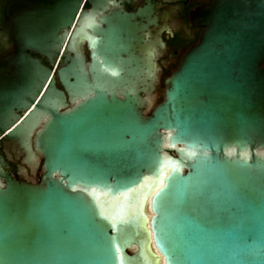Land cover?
Wrapping results in <instances>:
<instances>
[{
    "label": "water",
    "instance_id": "water-1",
    "mask_svg": "<svg viewBox=\"0 0 264 264\" xmlns=\"http://www.w3.org/2000/svg\"><path fill=\"white\" fill-rule=\"evenodd\" d=\"M88 1L5 6L0 137L41 177L0 154V264H264V0L197 10L157 103L167 17Z\"/></svg>",
    "mask_w": 264,
    "mask_h": 264
},
{
    "label": "flooded vegetation",
    "instance_id": "flooded-vegetation-1",
    "mask_svg": "<svg viewBox=\"0 0 264 264\" xmlns=\"http://www.w3.org/2000/svg\"><path fill=\"white\" fill-rule=\"evenodd\" d=\"M7 2L8 0H0V57H6L15 50L13 41L3 29ZM147 2L154 8L153 13L150 14L151 16L167 17L166 28L161 34L163 47L158 50L155 59L158 83L151 92L158 94L157 103L162 99L161 93L164 90L163 82L165 78L177 69L183 55L196 46L200 40L203 28L192 18V15L201 7L213 4L214 0H130L128 3H121L120 6L126 12H131ZM89 8V1L83 0L78 14ZM84 54L88 60L89 50L86 46H84ZM31 55L38 58L43 65L48 66V61L45 58L32 53ZM12 68V65L8 66L9 74L12 73ZM56 86L61 89L58 82H56ZM0 154L7 162V171L13 178L19 181L39 183L41 168L39 167L33 175L29 168L22 163L23 155L17 151L13 152L12 144L4 136L0 137Z\"/></svg>",
    "mask_w": 264,
    "mask_h": 264
}]
</instances>
